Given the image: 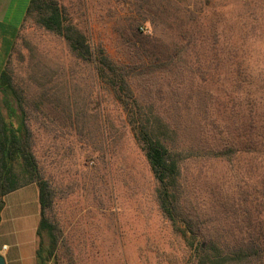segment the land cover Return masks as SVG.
Instances as JSON below:
<instances>
[{"label": "rangeland", "instance_id": "374dc122", "mask_svg": "<svg viewBox=\"0 0 264 264\" xmlns=\"http://www.w3.org/2000/svg\"><path fill=\"white\" fill-rule=\"evenodd\" d=\"M58 2L66 7L74 23L87 34L94 51L103 48L121 68L130 83V97L142 101L146 109L151 107L170 124L171 129L166 131L171 138L178 139L180 149L177 150H181L182 155L186 147L191 146L188 141L193 139L197 152L195 158L190 157L182 163V178L188 188L187 193L199 200L200 197L207 200L199 209L204 228L208 225L205 217L209 213L214 212L212 222L218 221L212 203L218 200L226 187L234 195L245 197L243 201L237 200L238 219L254 221V217L261 213L264 221V206L256 212L250 194L252 183L249 185V181L252 179L247 173L248 155L237 151L239 142L247 141L250 136L245 120L247 111L241 107H247L245 102L248 100L252 102L254 92L264 91V82L257 84L256 81L260 79L255 74L256 63H252L255 59L264 60L259 55L261 48L257 47L259 53L257 50L250 53L254 46L246 47L247 55L249 51L253 58L250 67L254 68H247L240 86L232 84L229 69L225 74L222 71L221 76L215 75L219 77L220 86L222 79L228 77L225 83L229 90L227 94H222L212 78L207 81L210 87L208 94L201 89L188 91V80L185 79L180 83L179 91H174L172 88L177 87V83L173 81L172 72H168L170 67L162 57L163 51L159 54L154 51L153 38L156 35H153V28L157 24L156 34L161 37V42L174 43L170 38L174 25L181 24L189 15L196 16L195 26L182 29L184 40H187L193 36L190 31H201L202 23L206 21L201 17V5L194 4L193 0ZM176 3L180 6L177 13L170 10ZM207 10L213 11L208 18L215 22L219 20L214 15L218 13L216 7ZM131 18L142 20L138 26L142 30L138 40H134V32L128 27ZM145 34L150 38L141 37ZM143 49L141 56L137 55V51ZM32 50L62 64L61 77L77 81L85 93L92 88L93 102L91 105L87 103L89 114L90 108L96 109L98 99L105 117L109 116L114 121L113 126L102 127L101 130L90 125L85 128L75 120L70 123L45 101L40 102L35 112L30 106L31 124L35 130L34 151L45 176L57 191L56 203L48 213L55 227L51 264H186L192 254L186 242L192 241V235L189 231L182 235L184 225L173 232L158 207L154 180L130 121V109L115 99L107 80L93 77L86 64L70 56L63 39L34 25L30 19L26 20L10 56L9 66L16 77L27 78L25 66ZM190 52L193 56L189 50L183 52L188 62L192 59L201 61L198 53ZM228 59L231 62V58ZM197 66L201 67L197 73L194 72L195 82L199 81L204 65ZM185 72L186 76L190 75ZM189 94L193 95L194 105H187L192 101L188 100ZM85 96L88 100V94ZM203 101L206 106L201 104ZM109 133L114 139L112 142L108 138ZM163 138L168 137L163 135ZM202 140L214 144L231 141L227 149L228 152L231 150L228 153L231 161H205L200 150ZM232 219L235 220L234 215ZM44 233L42 238L48 242Z\"/></svg>", "mask_w": 264, "mask_h": 264}, {"label": "trees", "instance_id": "16d2710c", "mask_svg": "<svg viewBox=\"0 0 264 264\" xmlns=\"http://www.w3.org/2000/svg\"><path fill=\"white\" fill-rule=\"evenodd\" d=\"M193 3L203 8L201 17H205L206 21L203 20L202 30L190 31L193 36L184 40L182 29L195 26L198 21L196 16L189 15L181 24H176L171 29L170 38L174 43H166L161 42V37L156 34V24L153 28V35H156L153 38V47L157 50L154 51L158 54L163 51L162 57L170 67L168 72H172L173 81L177 83V87L172 88L174 91H179L180 83L185 79L188 80V91L201 89L208 94L210 87L207 81L212 78L219 85L218 89L222 94H227L229 90L225 83L228 77L222 79L220 86L219 77L216 78L215 75L221 76L230 71L232 84L240 86L247 68H254L250 67L253 58L249 51L247 55L246 47L254 46L250 53L255 50L259 53L257 47L261 48L259 55L264 58V0H193ZM215 7L219 13H214L219 17L216 22L208 18L213 15V11L207 10ZM179 9L180 6L176 3L170 10L177 13ZM26 19L63 39L70 56L75 61L86 64L93 77L107 80L115 99L124 108L130 109V121L154 180L158 207L169 221L173 232H177L180 225H184L181 228L182 235L187 231L192 235V241L186 242L192 250L186 264H264V221L260 217L261 213L254 217V221L247 218L238 219L237 200L243 201L245 197L234 195L230 188L226 187L218 200L212 203L218 221L212 222L214 212L209 213L205 217L208 225L204 228L199 209L207 200L201 197L199 200L187 193L188 188L184 186L182 178V163L190 157L195 158L197 152L193 147V139L188 141L191 146H187L185 154L182 155L181 150H177L180 149L178 139L171 138L166 131L171 129L170 124L164 121L159 113H154L151 107L146 109L142 101L130 97V83L126 75L103 48H96L94 51L87 34L74 23L66 7L58 0H30ZM140 23L142 20L135 18L128 22V27L134 32V40L139 39L138 34L142 31L138 27ZM20 33L21 30L17 33L6 64L0 71V210L5 194L30 183L36 184L40 205V219L36 231V264H51L55 227L48 213L56 203L57 191L52 181L45 176L34 151L35 130L31 124L30 106L35 112L39 109L40 102L45 101L51 104L59 115L70 120V123L75 120L85 128L90 125L101 130L102 127L113 126L114 121L109 116L105 117L104 108H101L98 99L95 102L96 109L90 108L89 114L87 103L91 105L93 102L92 88L90 87L89 93H85L77 81L68 77L62 78V64L41 54H35L34 50L25 66L27 78L16 77L9 65ZM141 37L150 38L146 34ZM187 50L191 56L193 55L190 51L198 53L201 57L196 58L201 61L192 59L188 62L183 56V52ZM142 52L144 49L138 50L137 55L141 56ZM228 58H231V62ZM252 63L257 64L255 74L260 77L256 80L257 84H263L264 78L261 77L264 76V60L255 59ZM197 64L204 66L199 81L195 82L194 72L197 73L196 70L201 67ZM185 70L190 75L186 76ZM253 94L252 102L248 100L249 102H245L247 107H241V110L247 111L245 120L250 136L247 141H240L236 150L239 154L248 155L247 173L252 179L249 181V185L252 183L249 189L255 202L254 209L258 212L264 206V91ZM188 98L192 100L193 95L189 94ZM189 104L194 105L193 100L188 101L187 105ZM201 104L207 105L204 101ZM171 131L176 133L174 129ZM163 135L168 138H163ZM108 138L110 142L114 140L110 133ZM200 142L203 143L200 150L205 161H231L228 154L231 150H227L231 141L224 140L217 144L205 140ZM242 212L245 213L246 210L243 209ZM233 215L235 220L232 219ZM43 233L46 234L48 242L42 238Z\"/></svg>", "mask_w": 264, "mask_h": 264}, {"label": "crops", "instance_id": "0c3cea01", "mask_svg": "<svg viewBox=\"0 0 264 264\" xmlns=\"http://www.w3.org/2000/svg\"><path fill=\"white\" fill-rule=\"evenodd\" d=\"M30 0H0V71L17 33L26 24ZM29 187L30 190H29ZM0 210V255L4 264H36L40 219L38 188L30 183L3 196Z\"/></svg>", "mask_w": 264, "mask_h": 264}, {"label": "water", "instance_id": "95a60500", "mask_svg": "<svg viewBox=\"0 0 264 264\" xmlns=\"http://www.w3.org/2000/svg\"><path fill=\"white\" fill-rule=\"evenodd\" d=\"M0 264H4V259H3L2 255H0Z\"/></svg>", "mask_w": 264, "mask_h": 264}]
</instances>
